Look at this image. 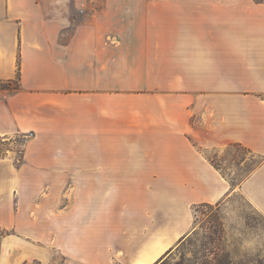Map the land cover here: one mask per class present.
<instances>
[{
	"label": "crops",
	"instance_id": "obj_1",
	"mask_svg": "<svg viewBox=\"0 0 264 264\" xmlns=\"http://www.w3.org/2000/svg\"><path fill=\"white\" fill-rule=\"evenodd\" d=\"M143 10L120 54L116 36L66 42L37 0H0V264H157L233 191L264 216V0ZM235 146L260 161L233 189L209 153Z\"/></svg>",
	"mask_w": 264,
	"mask_h": 264
},
{
	"label": "rangeland",
	"instance_id": "obj_2",
	"mask_svg": "<svg viewBox=\"0 0 264 264\" xmlns=\"http://www.w3.org/2000/svg\"><path fill=\"white\" fill-rule=\"evenodd\" d=\"M44 7L45 17L66 22L63 39L70 42L76 29L82 37L94 34L97 43H110L122 54L126 40L131 52L139 48L143 7L146 3L163 7V17L171 20L180 15L191 14V0H37ZM179 8L181 11H179ZM164 30L183 33L191 32V25L165 22ZM168 32V33H172ZM120 36H124L123 38ZM126 47V45H124ZM118 54V53H117ZM1 86V85H0ZM3 89L14 92L18 81L3 85ZM16 150L21 156L23 138L16 140ZM7 147L1 146L5 154ZM212 162L223 169L233 189L257 166L259 159L243 147H231L220 157L211 152ZM241 162H244L241 164ZM11 230L0 227V237ZM54 264H62L63 258L55 252ZM264 264V216L251 206L239 193L233 191L221 202L202 204L194 210L192 230L179 239L173 248L159 261L161 264ZM31 264H42L38 261Z\"/></svg>",
	"mask_w": 264,
	"mask_h": 264
},
{
	"label": "trees",
	"instance_id": "obj_3",
	"mask_svg": "<svg viewBox=\"0 0 264 264\" xmlns=\"http://www.w3.org/2000/svg\"><path fill=\"white\" fill-rule=\"evenodd\" d=\"M157 264H159V262ZM161 264H164V261Z\"/></svg>",
	"mask_w": 264,
	"mask_h": 264
}]
</instances>
